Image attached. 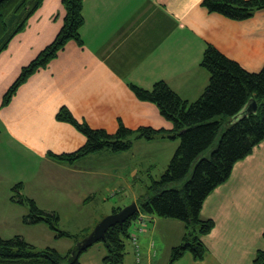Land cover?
Segmentation results:
<instances>
[{"label":"crops","instance_id":"obj_1","mask_svg":"<svg viewBox=\"0 0 264 264\" xmlns=\"http://www.w3.org/2000/svg\"><path fill=\"white\" fill-rule=\"evenodd\" d=\"M202 2L145 0L139 6L129 1L107 8L97 3L93 12L84 0L83 46L70 42L46 69L19 88L7 107H0V208L4 211L0 218L17 214L21 220L27 214L25 206L11 200L12 188L19 183L24 194L46 211L59 212L58 207L68 203L73 209L83 207L104 189L112 195L121 192L122 185L129 196L121 200V207L149 195L148 184L141 182L144 189L138 188L139 176L150 175L156 158L142 151L156 152V144L163 150L174 145V140L138 139L125 152L105 149L73 163L59 162L50 154L73 153L86 139L73 126L57 121L56 115L67 107L78 120L110 134L116 133L120 120L132 130L143 126L171 130L173 125L157 106L138 100L129 83L151 89L163 80L180 96L182 88L198 95L210 80L201 66L208 44L248 72H260L264 67V9L250 19L234 21L209 13ZM63 21L60 16L49 20L58 22L59 31ZM57 34L46 26L34 44L39 47L32 59ZM136 158L140 160L134 162ZM50 199L59 202L54 206L44 203ZM121 207L103 211L100 218ZM144 216L146 230L138 236L139 247L129 239L131 248L122 264H169L172 249L186 235L185 224ZM201 219L215 222L213 230L202 237L207 255L196 261L188 253L175 264H252L257 252L264 249V142L237 163L231 178L209 195ZM43 225H24L20 235L39 248L43 232L44 237H53ZM75 245L70 246L71 251ZM54 246L50 242L42 248L57 249ZM106 256L107 249L100 242L81 255L79 264H104Z\"/></svg>","mask_w":264,"mask_h":264},{"label":"trees","instance_id":"obj_2","mask_svg":"<svg viewBox=\"0 0 264 264\" xmlns=\"http://www.w3.org/2000/svg\"><path fill=\"white\" fill-rule=\"evenodd\" d=\"M44 1L0 0V53L8 47L9 40L24 29ZM63 5L65 16L60 31L30 64L23 67L18 79L4 94L2 108L7 107L19 88L35 73L46 69L70 42L83 46L84 0H63ZM202 6L209 13L244 21L264 9V0H203ZM17 17H21L20 23ZM13 24L18 27L9 35ZM201 66L210 74V81L203 95L190 104L163 80L156 82L151 89L129 83L138 100L157 106L163 118L172 123L171 130L148 126L132 130L120 120L116 133L110 134L78 120L67 107H62L56 115L57 121L73 126L86 139L85 144L73 153H51V157L59 162L73 163L105 149L125 152L138 139L160 137L176 141L180 138V145L160 179L149 173V195L138 201L139 212L123 225L112 226L106 232L104 264L124 263L133 226L141 214L185 224L186 235L182 243L172 249L169 264H175L188 253L196 261H202L208 253L202 237L215 227L213 220L201 219L204 202L231 178L236 164L264 142V67L258 73L248 72L211 44L206 47ZM252 98L258 103L257 112L231 122ZM11 200L29 207V213L22 219L24 225L44 224L57 234V238L73 237L59 230L60 215L56 211L41 209L24 194L21 183L13 186ZM119 210L116 208L114 213ZM80 240L76 238V242ZM37 248L21 235L0 236V264H79L85 253L78 257L72 251L62 255L57 249ZM252 264H264V249L257 252Z\"/></svg>","mask_w":264,"mask_h":264},{"label":"rangeland","instance_id":"obj_3","mask_svg":"<svg viewBox=\"0 0 264 264\" xmlns=\"http://www.w3.org/2000/svg\"><path fill=\"white\" fill-rule=\"evenodd\" d=\"M86 1H87L88 7L94 12L95 7H96L95 4L97 3H101L102 6L104 7L106 6L112 7V5L110 4H115V3L125 4L130 1V2H134V5L141 6L145 0H86ZM41 7L43 8L42 11H40ZM41 7L36 12V14L26 22L24 29L17 32L13 36V38L9 40L8 47H6L0 53V107H2V101H3L4 94L9 90V88L18 79V77L20 76L22 72L23 67L30 64V62L28 63V61L32 59L34 51H36V49L39 47V46H35L34 44L39 39L40 33L43 31V29L47 26L49 29L56 31V33H58L59 31L58 22L50 23L49 20L50 19L55 20L57 16H60V17L65 16V7L63 5V0H45ZM104 11L107 12L108 10H104ZM148 18H150L149 15H148ZM17 19L19 20L18 23H20L21 17H17ZM17 27H18L17 24L11 25L9 28V32H8L9 35L12 34V32L16 30ZM18 65H24V66L16 70L17 69L16 66ZM209 77H210V74H209ZM202 91L200 92V94L197 95L195 94V92H189L186 88H182L180 90V94L184 99H189L188 103L190 104L198 100L203 95L205 89ZM177 140L178 141H173V142H176V143H173L174 145L171 144V145H166L167 147H163V150H160L159 149L160 145L156 144L154 145L155 146L154 149H157L156 152L146 153L142 151L145 156L156 158L155 161L153 160L151 171L149 172L152 176H155L156 179H160V177L167 170L172 157L174 156V154L176 153L180 145V138H177ZM139 160H140L139 158H136L133 161L136 162ZM131 163L133 162L128 161L129 165ZM141 171H143V167H141ZM139 177L140 179H139L138 188L144 189V185L140 183L142 182V183L147 184L149 183L150 178L147 172L141 174ZM112 186L116 187L115 185H112ZM119 190H122V191L118 192L115 195H112V192L111 193L105 192V189H104L94 199L90 200L89 203L83 207H77L73 209L72 203H68L66 206L65 205L59 206L58 207L59 212L56 211L60 215V218H61L58 228L59 230L63 232H68L73 237L58 238V239H61L62 241L54 242L53 238L54 236L55 238H57V234L51 231V229H49L47 225H43L44 228H47L46 230H48V232H50L49 234H51L53 237L52 239H50L49 237H44L45 232H43V238L40 242H38L40 246L37 249L42 250L43 249L42 245L48 244L51 242V245L53 243V245H55L54 247H57L58 251H60L62 255H67L69 251H71L70 246L73 243L74 244L76 243V238L83 239L94 229V225L96 221L101 219L100 217L102 216L100 215L103 211H109L110 208L113 206L121 207L120 206L121 200L127 198L129 196V193L125 192L126 185H122L121 188H119ZM57 197L60 198V196L58 195ZM57 202H59V200L50 199V200L45 201L44 203L50 206H54L53 204ZM126 206H128V204L121 207V209ZM22 208H24L23 205H22ZM25 208L27 209V214H28L29 207L25 206ZM1 209L2 208H0V214H3L4 211H1ZM71 212H74L75 215L69 216L68 214ZM18 217L19 216H17L16 214V217L11 215L10 217L0 218V236L2 238H12L22 233L21 232L22 228H25L23 227L24 225L22 224L23 223L22 219L24 216L21 218V220H19ZM102 219L100 221H102ZM26 235L28 237H31L30 234L28 233H26ZM128 248L130 251V248H131L130 241L128 243ZM52 249H55V248H52Z\"/></svg>","mask_w":264,"mask_h":264},{"label":"water","instance_id":"obj_4","mask_svg":"<svg viewBox=\"0 0 264 264\" xmlns=\"http://www.w3.org/2000/svg\"><path fill=\"white\" fill-rule=\"evenodd\" d=\"M258 110V103L255 99H251L243 111L236 115L231 122H235L238 119L247 116L250 113H256ZM139 211V206L136 202H132L130 205L120 209L119 211L110 214L105 217L101 223H99L94 230L82 241H79L73 248L72 254L75 256H80L81 253L90 249L95 244L103 242L106 237V232L112 226L117 224L123 225L127 220L132 218Z\"/></svg>","mask_w":264,"mask_h":264},{"label":"built area","instance_id":"obj_5","mask_svg":"<svg viewBox=\"0 0 264 264\" xmlns=\"http://www.w3.org/2000/svg\"><path fill=\"white\" fill-rule=\"evenodd\" d=\"M138 222H139V226H137L136 228L137 231H135V233L132 234V240L135 245L137 244L138 234L145 231V216L141 215Z\"/></svg>","mask_w":264,"mask_h":264},{"label":"bare ground","instance_id":"obj_6","mask_svg":"<svg viewBox=\"0 0 264 264\" xmlns=\"http://www.w3.org/2000/svg\"><path fill=\"white\" fill-rule=\"evenodd\" d=\"M137 204H138V203H137ZM138 206H139V205H138ZM139 210H140V209H139ZM138 212H139V211H138ZM138 212H137V213H138ZM141 215H144V214H141ZM141 215H140V216H141ZM140 216H139V217H140ZM100 223H101V222H100ZM130 239L132 240V236H131ZM138 239H139V238H138ZM138 239H137V244H136V245L134 244V242H133V240H132V242H133V244L135 245L136 248L139 247V244H138V241H139V240H138ZM86 251H87V250H86ZM84 252H85V251H84ZM74 256H75V255H74Z\"/></svg>","mask_w":264,"mask_h":264}]
</instances>
